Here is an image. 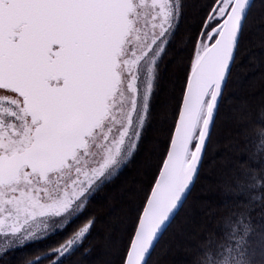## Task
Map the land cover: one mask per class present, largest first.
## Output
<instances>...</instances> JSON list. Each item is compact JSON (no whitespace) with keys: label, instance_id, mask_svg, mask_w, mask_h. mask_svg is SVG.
<instances>
[{"label":"snow or ice","instance_id":"1","mask_svg":"<svg viewBox=\"0 0 264 264\" xmlns=\"http://www.w3.org/2000/svg\"><path fill=\"white\" fill-rule=\"evenodd\" d=\"M258 4L264 10V0ZM251 7L250 0H0V264H14L18 250L54 230L61 238L23 264L89 255L96 217L68 226L140 154L163 93L167 113L140 162L117 262L149 264L199 174ZM178 34L182 55L170 57ZM250 123L256 150L243 169V202L195 264H264V106Z\"/></svg>","mask_w":264,"mask_h":264},{"label":"trees","instance_id":"2","mask_svg":"<svg viewBox=\"0 0 264 264\" xmlns=\"http://www.w3.org/2000/svg\"><path fill=\"white\" fill-rule=\"evenodd\" d=\"M186 28V24L182 25L181 33ZM180 46L178 34L169 48V56L182 55L176 51ZM169 56H166L165 60L169 59ZM162 94L160 103L165 98ZM262 106L264 10L259 8L258 0H254L199 174L182 207L157 242L149 257V264H195L201 245L210 236H218L226 231L231 214L236 206L243 202L238 199L239 185L245 181L243 169L256 150L250 122ZM155 119L156 114L147 133L148 139L142 143L140 154L136 156L133 165H137V159L142 158L147 150L146 142L153 136L154 128L158 125ZM122 173L124 172L121 171L116 179L102 187L99 195L94 196L92 203L87 205V211L76 217L68 226L67 231L70 232L88 217H96V225L85 243L86 247L91 246L89 255L81 257L76 253L66 260L65 264H117L121 247V244L119 246L117 243L121 242V238L115 237V231L116 225L120 226L121 222L117 220L120 214L117 212L118 202L112 203L111 200L117 191L123 192L120 179L130 172L123 174L119 179ZM221 191L224 192L223 196L220 195ZM252 216L258 217V213L253 212ZM62 235L58 230L50 239L18 250L14 264H23V259L27 258V254L33 249L42 248L47 241L50 243Z\"/></svg>","mask_w":264,"mask_h":264},{"label":"rangeland","instance_id":"3","mask_svg":"<svg viewBox=\"0 0 264 264\" xmlns=\"http://www.w3.org/2000/svg\"><path fill=\"white\" fill-rule=\"evenodd\" d=\"M163 97H164V95H163ZM163 100H165V98ZM166 113H167V106L164 104V101H163L160 103V105L158 106V109L156 111V119L155 120H156V124L158 123V125L154 128V134H152L153 136L150 137V140L147 141L148 143L146 142L147 148L149 147V145L151 146V143L153 142V138L160 134L161 120L164 118ZM145 154H146V152H145ZM145 154L142 155V158L139 157L137 159L138 163H137V165H136V163L133 165L132 170H128V172H130V173H128L126 176L124 175L120 179V183H122V186H123V192H122V190L120 192L117 191L115 194V197H113V199L111 200L112 203H113V201L118 202L117 212L120 213L118 215L119 218L117 220L119 222H121V224H120V226L116 225L117 227H116V231H115V237L118 239L121 238L123 235L124 222H125V219H126L127 214H128L129 198L134 194V191L139 186V183H140L141 178H142V168L140 166V162L143 159V156ZM221 193H220V195L223 196L224 192L221 191ZM117 202H116V204H117ZM120 244H121V242L117 243V245H119V246H120Z\"/></svg>","mask_w":264,"mask_h":264},{"label":"flooded vegetation","instance_id":"4","mask_svg":"<svg viewBox=\"0 0 264 264\" xmlns=\"http://www.w3.org/2000/svg\"><path fill=\"white\" fill-rule=\"evenodd\" d=\"M136 158V157H135ZM135 158L125 167V168H123L121 171L122 172H124V173H122L121 174V176L119 177V179L122 177V175L123 174H125V173H128V170H132V165H133V162L135 161ZM120 174V173H119ZM118 177V176H117ZM116 179V178H115ZM108 182L106 181L103 185H102V187H104L106 184H107ZM100 190L101 189H98L93 195H92V197H91V200H90V202H89V204L90 203H92V200H93V197L94 196H98L99 195V193H100ZM58 230H54V233L53 234H55L56 232H57ZM61 237H58V238H55V240L56 239H60ZM46 240H48V239H46ZM43 241V240H42ZM40 242V241H39ZM38 243V242H37ZM51 243V242H50ZM33 244H36V243H33ZM46 244H49V241H47L46 242ZM44 247V246H43ZM42 247V248H43Z\"/></svg>","mask_w":264,"mask_h":264},{"label":"water","instance_id":"5","mask_svg":"<svg viewBox=\"0 0 264 264\" xmlns=\"http://www.w3.org/2000/svg\"><path fill=\"white\" fill-rule=\"evenodd\" d=\"M253 2H254V0H250V3H251V5L253 4ZM204 154H205V152H204ZM202 163V162H201ZM200 167H201V165H200ZM197 179V178H196ZM196 181V180H195ZM195 184V183H194ZM194 184H193V186H194ZM193 186H192V188H193ZM192 190V189H191ZM191 192V191H190ZM190 192H189V194H190ZM188 194V195H189ZM188 195H187V197H188ZM186 197V198H187ZM186 200V199H185ZM185 202V201H184ZM182 207V206H181ZM180 210V209H179ZM178 210V211H179ZM178 211H177V213H178ZM176 213V214H177ZM175 214V215H176ZM175 217V216H174ZM173 220V219H172ZM172 220L165 226V229L163 230V232H162V234L165 232V230L167 229V227L170 225V223L172 222ZM162 234L160 235V237L158 238V240L156 241V243H155V246H156V244H157V242L159 241V239L161 238V236H162ZM155 246H154V248H155ZM154 248H153V250H154ZM153 250H152V252H153ZM152 254V253H151ZM150 257V256H149ZM149 259V258H148Z\"/></svg>","mask_w":264,"mask_h":264}]
</instances>
